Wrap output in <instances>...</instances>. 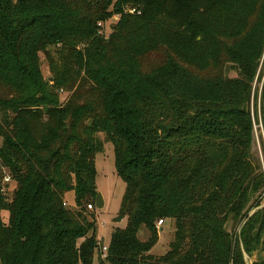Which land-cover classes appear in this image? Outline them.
Listing matches in <instances>:
<instances>
[{"label":"trees","instance_id":"obj_1","mask_svg":"<svg viewBox=\"0 0 264 264\" xmlns=\"http://www.w3.org/2000/svg\"><path fill=\"white\" fill-rule=\"evenodd\" d=\"M263 49L264 0H0V264H94L101 243L86 211L106 143L126 185L115 221H127L108 264L264 255V169L253 151L255 127L264 132V82L254 93ZM155 53L161 62L146 69ZM159 221L176 231L154 257Z\"/></svg>","mask_w":264,"mask_h":264},{"label":"rangeland","instance_id":"obj_2","mask_svg":"<svg viewBox=\"0 0 264 264\" xmlns=\"http://www.w3.org/2000/svg\"><path fill=\"white\" fill-rule=\"evenodd\" d=\"M134 13V11H131ZM119 16H115L113 19L108 21L105 35L108 37L111 33V25H116L119 22ZM161 53H155L152 55H148V57L144 60V66L146 69H150L153 65H157L161 62ZM154 65V66H155ZM42 73L43 77L48 80L50 83L54 79L52 77L51 70L49 68L48 62L42 57ZM190 72L193 73L194 76H202L208 77L212 74H215L213 69L208 70L202 69L197 70L195 68H189ZM229 77H237L235 72H229ZM264 82V49L262 51L261 59H260V67L258 70V76L254 83V93H260L262 90ZM61 101L66 102L68 101L70 94H67L64 90H60ZM254 101V100H253ZM102 140L105 139L104 135L99 136ZM255 142L253 145L254 153L260 158L262 167L264 169V132L261 128L255 127ZM1 138H0V146H1ZM97 187L98 193H101L105 199L106 207L103 210H98L97 208L92 212L89 209L86 211V215L89 219L94 217L97 222V237L101 243V247L99 250V255L95 257L94 264H108L102 260V247L107 246L110 242L111 236L113 232L118 228H125L127 225V221L124 220L122 222H116V218L121 209L123 197L126 192V185L125 183L118 177L116 169H115V148L112 143L105 144V150L103 153L97 156ZM3 191L5 192V196L8 199L11 198V192L15 189L16 185L14 181L9 183L2 182ZM67 205L73 211H76L77 207L75 205V200L73 194L67 196ZM241 227L236 228V230L232 229L229 226L228 231L234 236H239L241 233ZM159 231V241L151 254L154 257H161L165 255L170 250V244L174 241L176 227L175 224L171 221H165L164 225L158 229ZM140 240L142 242H146L149 239L148 231L143 228L140 231ZM245 261L247 264H254L260 263L264 260V255L260 251L254 252V254L249 257L248 255L244 256Z\"/></svg>","mask_w":264,"mask_h":264},{"label":"built area","instance_id":"obj_3","mask_svg":"<svg viewBox=\"0 0 264 264\" xmlns=\"http://www.w3.org/2000/svg\"><path fill=\"white\" fill-rule=\"evenodd\" d=\"M11 181H12V179L9 176H7L4 180V182H7V183H9ZM88 209L90 212L91 211L93 212L96 209V207L91 204V205H88ZM163 225H164L163 221L158 222V228L162 227ZM101 255H102V260L104 262H106L108 260V247L107 246L102 247Z\"/></svg>","mask_w":264,"mask_h":264},{"label":"water","instance_id":"obj_4","mask_svg":"<svg viewBox=\"0 0 264 264\" xmlns=\"http://www.w3.org/2000/svg\"><path fill=\"white\" fill-rule=\"evenodd\" d=\"M51 81H53V79ZM95 207L98 210H103L106 207L105 199L101 193H98V195H97ZM244 255H246L245 252H244Z\"/></svg>","mask_w":264,"mask_h":264},{"label":"crops","instance_id":"obj_5","mask_svg":"<svg viewBox=\"0 0 264 264\" xmlns=\"http://www.w3.org/2000/svg\"><path fill=\"white\" fill-rule=\"evenodd\" d=\"M97 189H98V187H97ZM99 191V190H98Z\"/></svg>","mask_w":264,"mask_h":264}]
</instances>
